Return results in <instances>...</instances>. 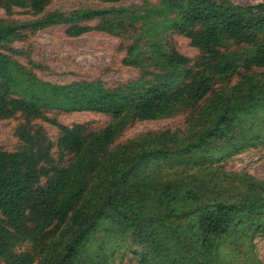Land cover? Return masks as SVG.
<instances>
[{"label": "trees", "instance_id": "1", "mask_svg": "<svg viewBox=\"0 0 264 264\" xmlns=\"http://www.w3.org/2000/svg\"><path fill=\"white\" fill-rule=\"evenodd\" d=\"M49 1L0 0V44L72 24V36L96 29L133 40L123 62L142 71L113 89L58 85L19 63V51L0 50V119L16 121L17 140L12 151L0 148V264H89L78 259L102 227L145 264H211L222 239L264 232V180L209 162L216 149L232 154L264 136V0H160L145 13L109 6L11 18L15 9L38 15ZM93 19L102 21L78 24ZM167 31L186 37L197 56L169 48ZM52 110L112 120L95 131L47 116ZM178 111L189 112L183 132L148 131L114 145L130 121ZM101 249L93 264H110Z\"/></svg>", "mask_w": 264, "mask_h": 264}, {"label": "rangeland", "instance_id": "2", "mask_svg": "<svg viewBox=\"0 0 264 264\" xmlns=\"http://www.w3.org/2000/svg\"><path fill=\"white\" fill-rule=\"evenodd\" d=\"M160 0H121L116 3H103L98 0H50L44 11L33 15L22 9H15L11 16L17 21H28L42 17L48 12L57 11L70 14L77 9L106 8L115 6L123 8L127 14L137 9L139 13L156 5ZM235 5L248 6L263 2V0H231ZM0 17L7 18L0 9ZM101 19L79 22V25L96 27ZM72 24H54L41 29L23 31V37L12 42L0 44V50L9 52L17 50L13 56L19 63L31 70L37 78L52 84L65 85L74 81H99L104 87L113 89L125 82L136 79L142 69L138 66L124 64L128 57L127 49L133 40L113 34L91 29L78 36H72L68 29ZM138 32L137 35H139ZM165 42L169 48L180 54L194 58L199 50L190 45L189 40L178 34L167 31ZM146 39H141L143 44ZM235 49V47H231ZM219 87L216 86V89ZM188 111H178L170 116L154 120L130 121L114 145L148 131L169 129L183 132L187 126ZM47 116L57 118L61 123L71 125L84 123L91 130H99L106 126L112 116L92 111H47ZM52 137H56L57 129L43 123ZM16 121L0 119V148L8 151L15 149L17 140L14 136ZM263 137V138H262ZM252 146H246L239 152L224 153L227 149H216L209 155V162L224 168L228 172L248 174L264 180V136ZM224 150V151H222ZM222 151V152H221ZM220 159V160H219ZM153 207L154 201L149 202ZM148 205V203H146ZM107 226V225H106ZM105 227L100 228L86 252L78 260H86L89 264L99 261L97 253L102 246L101 254H108L110 264H145L139 253L122 247L119 238L107 235ZM242 238V237H241ZM238 239L229 236L217 243L210 254L211 264H264V232H249V238ZM238 241V242H237ZM179 264L181 262L179 261ZM187 264V263H183Z\"/></svg>", "mask_w": 264, "mask_h": 264}]
</instances>
